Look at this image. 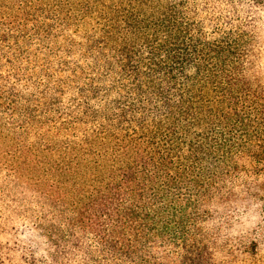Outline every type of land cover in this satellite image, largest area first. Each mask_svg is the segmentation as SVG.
I'll return each mask as SVG.
<instances>
[{"label":"trees","instance_id":"trees-1","mask_svg":"<svg viewBox=\"0 0 264 264\" xmlns=\"http://www.w3.org/2000/svg\"><path fill=\"white\" fill-rule=\"evenodd\" d=\"M0 264H264V0H0Z\"/></svg>","mask_w":264,"mask_h":264},{"label":"rangeland","instance_id":"rangeland-1","mask_svg":"<svg viewBox=\"0 0 264 264\" xmlns=\"http://www.w3.org/2000/svg\"><path fill=\"white\" fill-rule=\"evenodd\" d=\"M6 239H7V236H4L3 241L5 242ZM24 239H25V244H26L24 246L27 250L31 249V247H30L31 245H34V247H35L36 245L39 244V240H38L37 236L34 234H28V235H26V237ZM18 240L21 241V238H19ZM9 242H12V238L9 239Z\"/></svg>","mask_w":264,"mask_h":264}]
</instances>
